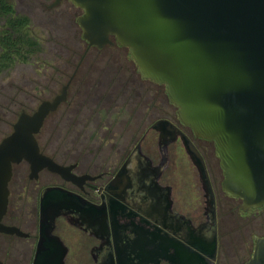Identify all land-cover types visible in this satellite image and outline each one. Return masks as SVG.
<instances>
[{
    "label": "flooded vegetation",
    "instance_id": "obj_1",
    "mask_svg": "<svg viewBox=\"0 0 264 264\" xmlns=\"http://www.w3.org/2000/svg\"><path fill=\"white\" fill-rule=\"evenodd\" d=\"M81 11L83 14L84 10ZM0 21L3 27L7 25L5 16H0ZM83 40L87 48L73 73L63 84L60 74L57 79L53 78L55 83L62 85L61 89L41 99L39 106L55 99L70 82L66 101L47 115L37 136L42 153L61 165L72 166V173L80 179L77 183L67 181L47 168L34 179L28 162L14 165L12 180L17 176L22 185L27 178L29 182L38 181L43 173L60 182L43 186L35 213L15 215L8 207L3 222L18 227L22 234L0 232L2 262L20 264L30 253L28 263H34L42 239V193L48 187H58L81 196L95 209L93 213L63 211L55 217L50 236L56 238L59 245H51L49 249L58 257L65 251L64 264H247L254 253L255 238L264 237V234L253 237L252 248L243 234L244 226H250V222L243 221V224L241 219L245 216L242 214L264 207L244 211L241 198L229 196L224 190L222 192L227 196L220 193L224 171L215 143L195 136L192 128L180 121L178 107L171 102L166 85L144 78L127 47L120 46L115 36H112L113 43L103 48H89L88 42ZM108 46L127 48V57H131L133 64H128L127 57L119 56L108 57V66L99 68V72L92 73L91 67L83 68L92 48L102 50ZM74 87L80 91L77 98L89 89L91 101L71 99ZM101 88L103 90L99 92ZM48 91L54 90L50 88ZM78 107H82V113L90 111L88 118L91 121L88 122L97 120V117L100 121L115 117L131 124L134 127L131 148L98 149L85 158L80 153L67 163L51 156L42 147V133L48 126L52 131L48 132V137L60 140L64 133L61 132L63 122L58 112L65 108L62 116L74 119ZM158 123L160 129L155 128ZM152 132L155 137H150ZM182 134L190 138L205 160L214 192L213 212L199 170L187 152L200 182L192 191L195 196L192 193L190 201L183 187L176 190L171 160L176 156L179 144L184 147ZM47 264L52 261L48 260Z\"/></svg>",
    "mask_w": 264,
    "mask_h": 264
},
{
    "label": "water",
    "instance_id": "obj_2",
    "mask_svg": "<svg viewBox=\"0 0 264 264\" xmlns=\"http://www.w3.org/2000/svg\"><path fill=\"white\" fill-rule=\"evenodd\" d=\"M62 1L55 0L51 7ZM70 1L84 10L77 21L89 48L112 44L115 36L129 49L144 78L166 85L180 121L195 136L215 143L224 171L223 190L241 198L244 211L264 207V0ZM69 86L70 82L35 112H22L13 131L0 141V232L22 234L3 222L15 164L28 162L34 179L46 168L67 181L80 179L72 166L43 154L37 137L47 115L66 101ZM182 139L213 212L214 192L205 160L190 138L182 134ZM89 205L63 188L44 190L42 239L33 264L48 260L64 264L66 252L58 257L49 249L59 245L50 236L55 217L63 211L93 213ZM247 264H264V237L255 238Z\"/></svg>",
    "mask_w": 264,
    "mask_h": 264
},
{
    "label": "rangeland",
    "instance_id": "obj_3",
    "mask_svg": "<svg viewBox=\"0 0 264 264\" xmlns=\"http://www.w3.org/2000/svg\"><path fill=\"white\" fill-rule=\"evenodd\" d=\"M54 1L12 0L16 10L30 18L31 24L28 27V32L37 40L38 51L25 61L17 60L9 68L0 69V141L13 131V124L17 121L22 110L28 112L35 110L44 96L51 95L52 92L56 93L61 89L62 85L59 86L57 82L55 83L53 78L57 79L60 74L62 84L66 82L87 48V43L83 40V30L77 22L78 17L82 14L81 9L68 0L50 7ZM3 31L4 27L0 21V37ZM127 53V48L116 46H108L102 50L92 48L88 53V63L83 68L91 67L92 73L99 72V68L108 66V57L120 56L125 59ZM127 58L128 64H133L131 57ZM50 88L54 91H48ZM102 90V88L99 89V92ZM79 92L74 87L71 90V99L76 97ZM77 99L91 101L90 90L83 91L82 96ZM107 99L112 100V97ZM64 110L65 108L58 112V115L61 116L60 121L63 122L60 126L61 132L66 138L62 136L60 140H55L48 137V132H52L48 126L40 137L42 147L57 160L67 163L80 153L85 158L87 154L95 153L98 149L108 151L111 148H131L133 142L131 132L134 127L125 120L109 117L100 121L97 117V120L88 122L91 121L88 118L90 111L82 113V107L77 108V117L69 119L67 116H62ZM150 137H155V134L152 132ZM171 166L176 190L183 187L184 191H187L186 194L190 201L193 198L191 197L192 193L195 196L192 191H195V187L199 185L200 181L197 169L189 159L182 143L178 146L176 156L172 157ZM222 179L223 177H221ZM29 181L27 178V181L22 185L17 181V176L11 181L9 204L11 214L37 212L39 194L43 186L48 185L49 182H60L56 177L44 173L38 181ZM219 189L223 196H227L222 192L221 185ZM242 215L245 216L243 220L241 219L242 223L243 221L250 222V226H244L243 234L254 248L253 237L264 234V208ZM235 217L237 218L239 215ZM251 219H254L252 225ZM29 255L30 253H27L23 258L24 262L20 264H29ZM0 256L4 258L3 252H0Z\"/></svg>",
    "mask_w": 264,
    "mask_h": 264
},
{
    "label": "trees",
    "instance_id": "obj_4",
    "mask_svg": "<svg viewBox=\"0 0 264 264\" xmlns=\"http://www.w3.org/2000/svg\"><path fill=\"white\" fill-rule=\"evenodd\" d=\"M0 16H5L7 20V25L0 37V69H6L17 60L25 61L35 54L38 51V42L28 32L30 18L17 13L9 0H0ZM22 112L28 111L22 110Z\"/></svg>",
    "mask_w": 264,
    "mask_h": 264
}]
</instances>
